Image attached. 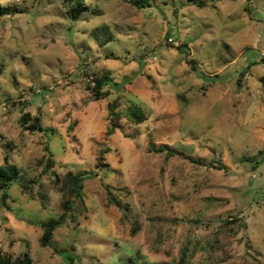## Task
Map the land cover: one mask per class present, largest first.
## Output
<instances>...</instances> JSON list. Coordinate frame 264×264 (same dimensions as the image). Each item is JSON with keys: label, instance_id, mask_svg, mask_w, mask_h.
<instances>
[{"label": "rangeland", "instance_id": "1", "mask_svg": "<svg viewBox=\"0 0 264 264\" xmlns=\"http://www.w3.org/2000/svg\"><path fill=\"white\" fill-rule=\"evenodd\" d=\"M129 1L81 19L84 3L77 20L68 0L1 2L21 12L0 17V165L21 177L0 204V251L32 264H264V0ZM68 172L84 175L82 200L43 247L40 224L63 212L53 174Z\"/></svg>", "mask_w": 264, "mask_h": 264}, {"label": "trees", "instance_id": "2", "mask_svg": "<svg viewBox=\"0 0 264 264\" xmlns=\"http://www.w3.org/2000/svg\"><path fill=\"white\" fill-rule=\"evenodd\" d=\"M3 0H0V17L14 14L16 12H21L19 9L15 7L3 6L1 4ZM189 2L196 3V0H188ZM132 6L142 7L147 3L145 0H130L129 1ZM84 10V1L78 0V2L74 3L69 11V14L72 20H77L79 15ZM110 79L107 76H103L99 79L93 80V85L87 87V90L92 94L93 100L98 101L107 97L108 92L103 91V88L108 85ZM260 83L264 87V76L260 78ZM116 104L111 103L108 105L109 115L111 119L115 116L112 114L113 110H115ZM131 120L136 123H141L145 120V116L139 111L132 112ZM29 120H32V123L27 126V130L30 131H43V128L40 123V118L35 116L30 119L28 114L22 116L21 122L27 123ZM118 126L110 125L107 127V133L111 134ZM151 148V147H150ZM161 148V147H159ZM48 152V147H45ZM174 153V151H171ZM168 155H172V153ZM43 165V172L48 173L54 166V162L50 154H48L47 158L41 159L40 161ZM100 167V164L97 165ZM223 169L222 167H220ZM54 176V184L62 194L63 201L61 203L62 213L58 216L57 219H52L46 222H42L40 227L43 231L42 236L39 240L41 246L52 247V238L54 231L59 228L62 224L65 223L68 216L73 219V215H71L72 204L75 200H82L81 193L83 189L84 175L81 173L73 174L68 172L64 176H59L57 174H53ZM21 177L20 171L16 165L8 163L7 158H5L4 163L0 165V204L3 207H6V202L9 198L8 189L11 184L15 181H18ZM0 264H32L31 258L27 253L23 255L13 258L11 256L5 255L0 251Z\"/></svg>", "mask_w": 264, "mask_h": 264}, {"label": "clouds", "instance_id": "3", "mask_svg": "<svg viewBox=\"0 0 264 264\" xmlns=\"http://www.w3.org/2000/svg\"><path fill=\"white\" fill-rule=\"evenodd\" d=\"M42 2L45 6H53L59 9V6L65 3V0H42ZM76 2H78V0H68L69 7H71ZM20 3L23 6H35L36 0H20ZM84 3L88 6L89 11L82 13L81 19L90 17L91 9L100 7L102 5V0H84Z\"/></svg>", "mask_w": 264, "mask_h": 264}, {"label": "built area", "instance_id": "4", "mask_svg": "<svg viewBox=\"0 0 264 264\" xmlns=\"http://www.w3.org/2000/svg\"><path fill=\"white\" fill-rule=\"evenodd\" d=\"M168 41H169L170 43L174 44L175 46H177V43H175L173 39L170 38V39H168Z\"/></svg>", "mask_w": 264, "mask_h": 264}]
</instances>
